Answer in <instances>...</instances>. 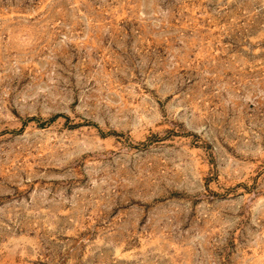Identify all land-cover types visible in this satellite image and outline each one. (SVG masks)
<instances>
[{
    "label": "rangeland",
    "instance_id": "rangeland-1",
    "mask_svg": "<svg viewBox=\"0 0 264 264\" xmlns=\"http://www.w3.org/2000/svg\"><path fill=\"white\" fill-rule=\"evenodd\" d=\"M0 264H264V0H0Z\"/></svg>",
    "mask_w": 264,
    "mask_h": 264
},
{
    "label": "trees",
    "instance_id": "trees-1",
    "mask_svg": "<svg viewBox=\"0 0 264 264\" xmlns=\"http://www.w3.org/2000/svg\"><path fill=\"white\" fill-rule=\"evenodd\" d=\"M56 117H58V115H54L52 118L49 119V121L54 120ZM30 119L32 120L33 118H30Z\"/></svg>",
    "mask_w": 264,
    "mask_h": 264
}]
</instances>
